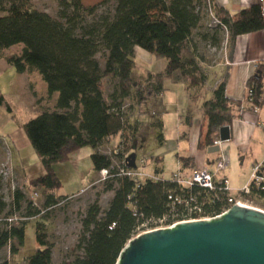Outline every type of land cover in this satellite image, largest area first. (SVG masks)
I'll return each mask as SVG.
<instances>
[{
  "label": "trees",
  "instance_id": "1",
  "mask_svg": "<svg viewBox=\"0 0 264 264\" xmlns=\"http://www.w3.org/2000/svg\"><path fill=\"white\" fill-rule=\"evenodd\" d=\"M194 4V0H117L111 16L100 17L88 25L77 19L81 9L79 2L74 4L73 15L60 13L61 22L18 2L11 3L6 14L0 16V56L12 47H21L19 53L4 57L7 64L17 74H39L46 85L47 96L57 94V111L44 112L23 125L29 145L44 170L42 175L28 180L30 188H42L47 192L43 206L35 208L16 189L11 203L13 211L9 215L19 212L24 203L27 204L25 216L29 218L56 205L54 192L61 187V182L53 166L67 162L69 155L81 148L89 147L94 151L90 161L95 172L109 171L102 193L112 192L113 196L104 211L97 202L88 207L78 240L83 256L76 257L71 264H115L139 225L150 224L168 215L169 196H194L198 202L205 203L210 216L218 215L226 205L225 197L219 194L217 199L214 192L197 187L184 190L171 179H146L138 183L119 176L111 158L99 152L110 138L120 134L121 143L114 157L119 168H127L123 162L135 153L131 144L142 122L136 118L130 123L123 103L130 100L140 109L166 90L163 81L174 72H179L188 84L190 104L202 120L197 144L199 150L207 151L212 147L218 130L237 118L241 101L226 97L228 70L219 76L213 71L207 72L201 65L203 57L196 54L191 37L200 17ZM203 8L205 14L210 13L209 17L218 22L212 33L200 36L213 48L219 47V33L223 30L227 35L225 45L228 50L238 36L264 30V11L259 5L231 14L217 7L212 0H203ZM93 11V8L88 9L90 14ZM136 47L153 59L163 61V71L148 74L145 81H135L132 71L136 66ZM100 53L105 54L102 68L96 59ZM104 80L112 86L106 96ZM209 81L214 86L207 92ZM246 88L251 90V107L264 108V64L256 67ZM0 106L12 113L1 93ZM142 114L139 112L138 116ZM186 122L189 126L190 115ZM151 127L159 133L161 144L162 124L156 122ZM190 161L179 159L183 167H187ZM257 196L264 201V194ZM6 207L0 196V218H7L1 217ZM183 219L178 212L175 219L167 221V225ZM44 225L43 221L36 222L35 238L39 248L27 259V264H51L52 248L46 239ZM14 241L18 246L10 245ZM23 244L24 225L9 229L5 223L0 229V250L10 245L14 254Z\"/></svg>",
  "mask_w": 264,
  "mask_h": 264
},
{
  "label": "rangeland",
  "instance_id": "2",
  "mask_svg": "<svg viewBox=\"0 0 264 264\" xmlns=\"http://www.w3.org/2000/svg\"><path fill=\"white\" fill-rule=\"evenodd\" d=\"M14 2L22 3L26 7L45 13L52 19L60 22V13L65 12L69 15H73L75 13L74 4L79 2L81 9L77 13V19L83 25H88L93 21H97L100 17L111 16L117 0H0V16L5 15V10H7L10 4ZM194 3L195 11L200 17V22L193 30L191 38L193 44L196 45V54L203 57L201 65L207 70V72L212 73L214 68H217L224 62L223 47L225 46L227 35L224 30L219 33L221 41L219 47L217 48H213L209 42L202 41L200 36L204 33H212L216 26L214 20H212L209 15L205 14L203 0H194ZM91 8L94 9L92 14L88 12V9ZM20 49L21 47H12L5 50L3 55L10 57L15 53H19ZM138 54L143 56V53L140 51H138ZM104 58V53H100L96 56L99 65L102 67L105 61ZM14 71L15 70L12 69V72L3 73L0 76V89L2 90L0 92L7 94L6 99L12 108V114H9L4 107L0 106V135H2L1 132H4L16 139L22 136L27 141L23 125L36 117L38 113H36L37 111L34 106L31 108L25 99L18 98V96L14 93V87L11 85L12 82L14 84L17 83V81H13V78L16 75ZM176 73L179 74V72ZM36 75L41 79L39 74L36 73ZM147 76L148 74L146 73V70L139 66L133 73L132 78L137 82H142L145 81ZM41 83L42 85H45L42 79ZM103 85L105 91L104 94L106 96L109 92H111L112 86L108 80H104ZM213 86L214 84L209 81L207 92ZM184 89L187 96H190L191 90H189L187 83L185 84ZM42 105L51 106V102L50 100H47L46 102H43ZM123 105V109L126 116H128V121L130 123H133L136 118H139L141 122L144 121V124H141L140 126L136 139L131 144V148L135 152L136 169L134 170L137 172V175L133 177V180L141 183L146 179L155 177L152 174L146 175V171L152 170L151 163L153 157L163 152L162 146L158 140L159 133L157 130L153 131L150 127L151 125L148 126L146 124L149 120V115L151 116L153 114L154 108L152 106L153 104L149 102L140 109H137L133 106V103L130 100L124 101ZM129 107L130 110H128ZM139 112L143 114L138 116ZM8 121L10 122L8 123ZM156 121L157 119L155 118L154 123H156ZM114 137L116 138L110 143H107L109 147H106L105 144L100 149L101 154L110 157L113 155V151L118 149L119 144L116 142L118 138H120V134ZM89 149V147H84L79 149V151H82V153L86 151L87 154ZM8 153L9 151L7 152L5 150L3 152L4 158L0 161V171L3 170L5 172L6 169L3 168V165H5L9 160V166L7 164L8 172L0 174V196L7 206L5 213L1 217L8 218L16 216L19 222L14 224L13 228H20L22 224L24 225V244L22 247H17L19 249L14 254L10 251V245L18 246L15 241L14 243L12 242L13 244L10 242V245L2 248L0 250V263L27 264V259L31 257L39 248L35 238V227L36 222L41 223V221L45 223L44 233L52 248L51 264H71L76 257H82V251L78 248V240L82 234L81 222L88 207L97 202L100 209L104 211L113 196L112 192L102 193L104 180H101L100 176L94 174L92 170H88L89 167L87 166L89 164V155L86 156L85 162H78V166L80 168L79 172L82 171L84 173L83 175H81V173L76 170L73 163L70 162H62L53 166L54 172L61 182V187L54 192L57 203L51 208L44 210L40 215L29 218L25 216L24 208L27 205L26 203L22 204L23 208L19 212H14L12 215H9V213L13 211L11 208L12 196L14 194L12 189L20 190L25 195L26 202H31L35 208L41 209L47 192H45L42 188H30L26 177L33 178L40 176L44 173V170L39 162V159L30 147V151L25 150L23 153L28 164V168L26 169L28 173H26V177L18 175L12 167L11 161L8 158ZM140 161H144L146 165H141ZM170 162L171 161L166 162L163 167L166 177H168L169 174L171 175L173 170H175L174 165L170 164ZM228 168L229 165L224 172L225 175H222L227 176L226 173ZM95 175L97 178L90 183V180L94 178ZM226 178L228 179V177ZM229 179L228 185L231 187ZM34 194H36V196ZM70 196H72L71 199H69ZM253 203L258 208L264 210V203L258 201H254ZM4 225V222H0V229H3ZM154 227H156L155 223H150V225L145 224V227L141 228L140 231H147L153 229ZM136 235L137 234L135 233V236Z\"/></svg>",
  "mask_w": 264,
  "mask_h": 264
},
{
  "label": "crops",
  "instance_id": "3",
  "mask_svg": "<svg viewBox=\"0 0 264 264\" xmlns=\"http://www.w3.org/2000/svg\"><path fill=\"white\" fill-rule=\"evenodd\" d=\"M212 1L217 7L223 8L231 14L237 13L241 9L251 5H259L264 11V0ZM223 50L224 62L217 68H214L213 72L219 76L225 69L228 70L226 97L231 101L240 102L245 95L247 80L254 74L256 67L264 64V30L238 36L231 50L226 49V45L223 47ZM138 51L142 52L143 56H140ZM134 52L136 66L132 71V76L139 66L144 68L147 74H158L163 71V61L153 59L150 54L138 47L134 48ZM3 54L4 53L0 56V76L3 73L12 72L13 69L7 64L4 59V57L7 56ZM100 67L102 68V66ZM13 81H17V83L14 84L12 82L11 84L14 87V93L18 98L25 99L31 108L34 106L38 115L44 112L57 111L55 109L57 94L48 97L46 85H42L41 79L36 73H16ZM163 82L166 90L150 101V103L153 104L154 111L151 116L149 115V120L146 122V124L150 126L155 122L156 118V122L162 124L163 140L160 145L162 146L163 152L153 157L151 163L152 170L146 171V175L152 174L157 178L169 180L178 170L184 176H189L193 171L200 168H205L213 172L215 170L214 163L218 158V154H209L207 151L197 148L202 120L200 115L193 110L190 104L184 89L186 84L185 81L180 74L174 72L170 78L164 79ZM0 91L2 90L0 89ZM3 93L1 94L7 101V94ZM47 100H50L51 106L42 105L43 102ZM188 115H190L189 126L186 122V117H188ZM236 115H238L237 118L233 119L229 125L230 140L228 142L227 154L230 164L226 173V177H228V179L230 178L231 188L234 190L241 189L247 185L252 165L264 161V108H260L257 113H254L250 109H239ZM9 122L10 121H8V123ZM143 124L144 121L142 122V125ZM151 129L155 131L154 128L151 127ZM1 133L0 161L4 158L3 152L5 150L7 152L9 151L8 158L16 174L26 177V173H28V171H26L28 164L23 153L25 150L30 151L28 140L26 141L22 136L16 139L9 134H5L4 132ZM6 135L9 138H7ZM115 138L116 137L110 138L107 143H110ZM116 143H121V137L118 138ZM105 146L109 147L107 144ZM81 153L82 151L79 150L71 153L67 162L73 163L74 167L79 172L80 168L78 162H85L86 156L89 155L88 170H92L94 174L98 175V172L92 169L90 161V156L94 151L89 149L87 154L86 151ZM180 158L190 159L191 161L188 163L187 167H183L179 162ZM168 161H171L170 164H173L175 167L171 175L169 174V178L165 176L163 168L164 164ZM140 163L141 165H146L144 161H140ZM79 173H81V175L84 174L82 171ZM96 178L97 176L95 175V177L90 180V183ZM29 179L30 178L26 177L27 182Z\"/></svg>",
  "mask_w": 264,
  "mask_h": 264
},
{
  "label": "water",
  "instance_id": "4",
  "mask_svg": "<svg viewBox=\"0 0 264 264\" xmlns=\"http://www.w3.org/2000/svg\"><path fill=\"white\" fill-rule=\"evenodd\" d=\"M218 137L229 141V126L221 127ZM125 162L136 169L134 153ZM115 264H264V211L234 205L210 220L144 232L127 242Z\"/></svg>",
  "mask_w": 264,
  "mask_h": 264
},
{
  "label": "built area",
  "instance_id": "5",
  "mask_svg": "<svg viewBox=\"0 0 264 264\" xmlns=\"http://www.w3.org/2000/svg\"><path fill=\"white\" fill-rule=\"evenodd\" d=\"M214 23L215 26L218 24L216 20H214ZM250 97H251V90L249 88H246L244 98L240 102L241 103L240 110L250 109L254 113H257L259 111L258 108L251 107L250 105V101H249ZM228 142L229 141H220L218 137V132L216 133L213 141V146H217L219 148V151L217 153L218 158L214 163L215 170L213 172H210L205 168H200L196 171H193L189 176H184L178 170L171 177V180L177 183L179 186H181L182 189L184 190H191L192 188L197 187L209 192H214L216 194L215 198L218 197V194L221 195L222 197H225L226 205L222 208L221 212L218 215L210 216L209 214H207L208 208L205 205V203L203 201L198 202L196 197L189 195L187 198L184 196L172 195L169 196L168 198L170 201V205H169L170 209L168 215L162 217L161 219L153 221L152 223L156 224V227H154L153 229L147 231H140L141 228L145 227V224L139 225L135 229V233L137 234L136 236L144 232L172 227L180 222L210 220L214 217H218L220 215L227 213L234 205H237L239 207L262 210L257 206H255L253 202L258 201L264 203V201L258 199L257 196L258 194L261 193L264 194V161L255 163L254 165L251 166L250 176H249L250 180L247 183V185H245L241 189H237V190L232 189L228 185V179L226 178V176H224L225 175L224 172L226 171L229 165V156L227 154ZM117 152L118 149L114 150L113 155H111L110 158L112 160L113 166L117 167L118 169V175L127 177L129 179H133V177L137 175V172L133 169L119 168V163L117 159L114 157V153ZM123 163L126 164L125 160ZM7 164L9 166V160L5 165H3V168L6 169V171L4 172L2 170L0 171V174H5L6 172H8ZM98 175L100 176L101 180L105 181L109 177V171L102 170L98 172ZM149 179L157 180L159 178L154 177ZM12 190L13 192L15 191V189ZM34 195L36 196V194ZM71 197L72 196H70L69 199H71ZM178 212H180L181 215L184 216V219L167 225V221L175 219ZM0 222H5L7 228L10 229L14 226V224L18 223L19 221L16 216H13V217H8L6 219L0 218ZM146 224L150 225L148 223ZM112 227H110V229Z\"/></svg>",
  "mask_w": 264,
  "mask_h": 264
}]
</instances>
